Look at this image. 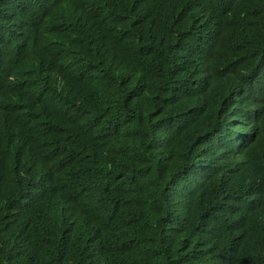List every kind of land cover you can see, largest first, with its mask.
Masks as SVG:
<instances>
[{
	"label": "trees",
	"instance_id": "trees-1",
	"mask_svg": "<svg viewBox=\"0 0 264 264\" xmlns=\"http://www.w3.org/2000/svg\"><path fill=\"white\" fill-rule=\"evenodd\" d=\"M32 1L50 14L81 10L90 25L77 42L29 29L31 93L0 111V198L10 207L0 219V264H264V0H218L190 29L205 0L172 19L124 16L116 37L139 46L141 74L108 64L121 44L100 20V0ZM18 3L0 0V14ZM238 3L242 13L230 18ZM8 47L0 38V99L21 76ZM199 74L198 89L206 78L214 86L197 100L235 88L243 107L259 104V117L242 154L213 163L192 192V210L178 215L152 159L149 176L132 173L142 154L154 156L150 146L182 142L160 137L185 115L174 93ZM238 110L205 111L225 129ZM35 165L49 182L21 202L10 184L30 182ZM46 206L51 212L39 216ZM250 211L261 215L246 225Z\"/></svg>",
	"mask_w": 264,
	"mask_h": 264
},
{
	"label": "clouds",
	"instance_id": "clouds-1",
	"mask_svg": "<svg viewBox=\"0 0 264 264\" xmlns=\"http://www.w3.org/2000/svg\"><path fill=\"white\" fill-rule=\"evenodd\" d=\"M217 1L205 0L204 5L195 11L188 29L203 25L207 17L211 15L207 7L216 4ZM193 5L194 0H100V20L108 28L111 39L121 44L119 52L108 57V64L112 68L125 67L141 74L139 46L133 42L118 41L116 37L117 25L124 16L136 22L153 16L172 19L187 13ZM235 5V12L228 11L230 18H237L242 13V5L240 3ZM89 25L87 14L81 10L50 14L32 0H19L18 4L1 13L0 38L9 46L10 53L19 62L21 76L15 93L8 99H0V111L18 105L20 100L31 93L32 81L28 76V58L34 50V43L29 29L37 33L53 31L67 42H77L81 31ZM201 82L200 74L192 75V85L177 91L174 93L175 97L171 99L172 104L187 103L185 115L178 125L163 134L160 139H166L173 134L183 138L182 142L150 146L155 152L154 156L142 154L132 173L149 176L151 172L147 161L152 159L158 168V175L165 184L168 197L177 200L176 204H170L167 207L177 208L178 215L192 210V192L198 185L205 182L204 177L213 163L226 161L235 155L242 154L244 137L259 117V104L250 103L243 107L240 97L242 90L237 92L235 88L222 94V99L216 98L213 94H205L202 100H197L198 95L214 86V81L206 78L205 89H198L196 86ZM233 106H237L239 110L225 129H221L219 125L212 122L205 111L211 107L231 108ZM48 182V170L41 165H35L30 182H13L10 188L16 196L20 197L21 202H28ZM252 196L254 202L260 204L257 200V196H260L259 188L253 187ZM231 201L233 204H239L235 197H231ZM50 212L51 209L46 206L39 216ZM9 213V205L0 198V219H5ZM33 213L36 216L35 210ZM260 215L250 211L246 225H252ZM207 218L210 219V215Z\"/></svg>",
	"mask_w": 264,
	"mask_h": 264
}]
</instances>
